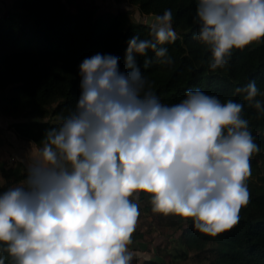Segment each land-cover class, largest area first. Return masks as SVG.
Segmentation results:
<instances>
[{"label": "clouds", "instance_id": "1", "mask_svg": "<svg viewBox=\"0 0 264 264\" xmlns=\"http://www.w3.org/2000/svg\"><path fill=\"white\" fill-rule=\"evenodd\" d=\"M193 39L210 51L208 67H228L234 50L264 42V0H196ZM149 38L132 37L125 69L96 53L80 64L75 107L22 159L25 178L0 191V264H132L146 194L152 212L192 221L217 237L250 203L251 159L260 146L244 104L199 88L165 104L141 72L174 63L173 11L144 20ZM264 114L255 80L235 88Z\"/></svg>", "mask_w": 264, "mask_h": 264}, {"label": "trees", "instance_id": "2", "mask_svg": "<svg viewBox=\"0 0 264 264\" xmlns=\"http://www.w3.org/2000/svg\"><path fill=\"white\" fill-rule=\"evenodd\" d=\"M115 1H128L143 15L173 11L177 39L163 47L174 63H155V54L149 50L147 58L153 63L145 68L146 58L137 55L141 72L161 102H180L187 88H199L222 102L239 101L260 146L259 154L251 159L250 203L242 208L238 225L214 238L195 231L191 220L167 216L180 228V242L187 251L202 254L206 264H264V114L250 107L243 95L235 94V88L249 80H255L264 93V42L234 50L228 67L213 73L208 67L210 51L193 39L198 30L192 23L196 0ZM148 33L143 21L131 19L130 9L97 12L86 0H13L0 7V113L15 119L10 125L19 137L39 147L45 131L75 107L81 93L82 61L96 53L112 54L120 58L124 71L129 40L137 34L149 38ZM257 99L264 103V95ZM3 173L8 180L0 182V191L26 175L22 162L4 168ZM141 198L148 197L141 194ZM160 262L149 259L142 264Z\"/></svg>", "mask_w": 264, "mask_h": 264}, {"label": "rangeland", "instance_id": "3", "mask_svg": "<svg viewBox=\"0 0 264 264\" xmlns=\"http://www.w3.org/2000/svg\"><path fill=\"white\" fill-rule=\"evenodd\" d=\"M111 2L105 1L102 4H95L94 0H86L87 5L92 6L97 12L103 9L117 10V4ZM128 7L131 10L132 20L143 21L145 19V15L141 14L136 6L129 4ZM14 120V118L0 113L1 183H6L8 180L4 177V168L22 162L21 159L26 158L30 151L38 147L29 140L22 141L18 135L15 137L16 133L14 134L15 131L10 125ZM13 147H18V151L22 152L21 155L16 156L17 154L13 153L15 157L10 156L11 152L9 154L6 149H14ZM262 166L264 173V162H262ZM138 203L141 215L135 232L139 234L133 237V243L129 245V250L133 252L132 264H142L149 259L161 261L160 264H206L202 254L196 255L195 251H187L184 244L180 242L181 230L179 227H174L168 217L152 212V208H149L151 203L148 198H141ZM184 251L187 254L181 255Z\"/></svg>", "mask_w": 264, "mask_h": 264}, {"label": "crops", "instance_id": "4", "mask_svg": "<svg viewBox=\"0 0 264 264\" xmlns=\"http://www.w3.org/2000/svg\"><path fill=\"white\" fill-rule=\"evenodd\" d=\"M12 1L13 0H0V7H2V8H5V7H7V6H9L11 3H12ZM105 1H108V2H114V3H116L117 4V6H116V8L118 9V8H129L128 6H129V2L128 1H123V2H121V3H117L115 0L113 1V0H94V3L95 4H102V2H105ZM111 2V3H112ZM9 117V116H8ZM14 134H15V132H14ZM16 136L15 137H17V134H15ZM19 137V136H18ZM22 141L23 140H25V139H23V138H21V137H19ZM18 138V139H19ZM10 141H12V140H10ZM25 141H27V140H25ZM10 146V145H9ZM14 149H12V148H8V149H6L7 151H9V154H10V152H11V154H10V156H12V157H15L14 156V154L13 153H15V154H17L16 156H18V155H21V151L19 152L18 151V147H13ZM17 158V157H16ZM22 160V159H21Z\"/></svg>", "mask_w": 264, "mask_h": 264}, {"label": "water", "instance_id": "5", "mask_svg": "<svg viewBox=\"0 0 264 264\" xmlns=\"http://www.w3.org/2000/svg\"><path fill=\"white\" fill-rule=\"evenodd\" d=\"M154 15H157V14H155V13H149V14H146L145 15V19H148V18H150V17H152V16H154ZM144 19V20H145ZM144 20H143V22H144Z\"/></svg>", "mask_w": 264, "mask_h": 264}]
</instances>
